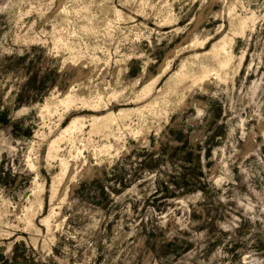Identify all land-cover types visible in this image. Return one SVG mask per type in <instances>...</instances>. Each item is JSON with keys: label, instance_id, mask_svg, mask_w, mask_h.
<instances>
[{"label": "rangeland", "instance_id": "1", "mask_svg": "<svg viewBox=\"0 0 264 264\" xmlns=\"http://www.w3.org/2000/svg\"><path fill=\"white\" fill-rule=\"evenodd\" d=\"M3 110L0 264H264V0H0Z\"/></svg>", "mask_w": 264, "mask_h": 264}, {"label": "trees", "instance_id": "2", "mask_svg": "<svg viewBox=\"0 0 264 264\" xmlns=\"http://www.w3.org/2000/svg\"><path fill=\"white\" fill-rule=\"evenodd\" d=\"M45 75L43 76V81L45 83L49 82V85H52L54 82V77H55V71L54 70H50L48 72H45L44 73ZM8 112L7 111H0V125H4L6 123H9L10 119L8 117ZM113 180H114V183H118V185H123L125 183V180L123 178L122 175H119V174H113ZM102 190V189H101Z\"/></svg>", "mask_w": 264, "mask_h": 264}]
</instances>
